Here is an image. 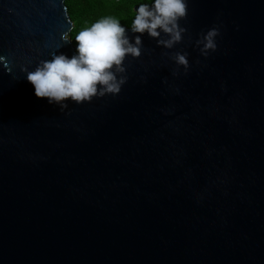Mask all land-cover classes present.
<instances>
[{"label": "water", "instance_id": "1", "mask_svg": "<svg viewBox=\"0 0 264 264\" xmlns=\"http://www.w3.org/2000/svg\"><path fill=\"white\" fill-rule=\"evenodd\" d=\"M181 25L61 112L26 74L76 54L65 0H0V264H264V0H189Z\"/></svg>", "mask_w": 264, "mask_h": 264}, {"label": "clouds", "instance_id": "2", "mask_svg": "<svg viewBox=\"0 0 264 264\" xmlns=\"http://www.w3.org/2000/svg\"><path fill=\"white\" fill-rule=\"evenodd\" d=\"M189 14V0H150L140 3L133 12L130 37L121 21L113 16L98 19L75 34L76 54L71 57L56 52L27 71V81L37 98L63 112L69 103L81 105L106 95L116 96L127 82L124 63L127 57L140 58L144 45L142 36L155 39L158 46L173 49L183 41L187 28L181 25ZM221 26L210 28L196 41L201 55L207 57L217 50ZM63 44L71 43L70 33L62 34ZM59 48V49H60ZM187 52H175L171 59L187 74L191 65ZM174 75L176 73H173Z\"/></svg>", "mask_w": 264, "mask_h": 264}, {"label": "trees", "instance_id": "3", "mask_svg": "<svg viewBox=\"0 0 264 264\" xmlns=\"http://www.w3.org/2000/svg\"><path fill=\"white\" fill-rule=\"evenodd\" d=\"M150 0H65L69 15L73 21L70 38L74 39L78 30L90 26L98 19L113 16L121 21L122 26L131 27L135 6Z\"/></svg>", "mask_w": 264, "mask_h": 264}]
</instances>
